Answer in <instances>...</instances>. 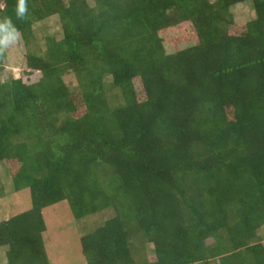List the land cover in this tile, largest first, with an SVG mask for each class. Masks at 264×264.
Listing matches in <instances>:
<instances>
[{"label": "trees", "instance_id": "16d2710c", "mask_svg": "<svg viewBox=\"0 0 264 264\" xmlns=\"http://www.w3.org/2000/svg\"><path fill=\"white\" fill-rule=\"evenodd\" d=\"M0 3L27 48L21 77L0 55V163L32 202L0 221L6 264H51L63 200L87 264H264V0Z\"/></svg>", "mask_w": 264, "mask_h": 264}, {"label": "rangeland", "instance_id": "374dc122", "mask_svg": "<svg viewBox=\"0 0 264 264\" xmlns=\"http://www.w3.org/2000/svg\"><path fill=\"white\" fill-rule=\"evenodd\" d=\"M234 11L239 20L249 19L253 16V9L249 1L238 4ZM34 31L36 35L35 44L40 45V47L43 46L45 38L49 35L58 39L63 36L62 26L57 16H51L36 23ZM26 52L27 48L21 39L7 48V70L13 72L16 77L24 76ZM66 79L70 80L69 76ZM3 186V192L0 190V194H4L0 196V221L31 208L30 189L26 187L16 191L12 184L8 165L1 162L0 189ZM44 215L47 223L44 239L51 264H87L81 246L83 230L79 221L75 219L68 201L63 200L48 206L44 209ZM94 220L99 219H93L91 224L95 223ZM260 234L264 238V226L261 228ZM6 250V246L0 248V262L2 264L7 263ZM146 250L148 254H154L153 245L149 243Z\"/></svg>", "mask_w": 264, "mask_h": 264}, {"label": "clouds", "instance_id": "9594fccd", "mask_svg": "<svg viewBox=\"0 0 264 264\" xmlns=\"http://www.w3.org/2000/svg\"><path fill=\"white\" fill-rule=\"evenodd\" d=\"M6 5L0 3V9L5 8ZM16 18L18 20H25L28 14L27 0H17L15 7ZM21 39V32L13 23L11 17L4 16L0 18V55H3L5 49L11 47Z\"/></svg>", "mask_w": 264, "mask_h": 264}]
</instances>
